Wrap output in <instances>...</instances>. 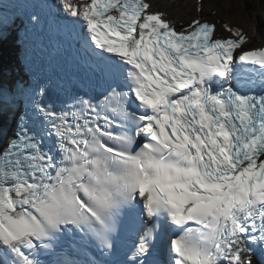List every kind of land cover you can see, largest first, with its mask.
I'll list each match as a JSON object with an SVG mask.
<instances>
[{"label":"snow or ice","instance_id":"6c2138e0","mask_svg":"<svg viewBox=\"0 0 264 264\" xmlns=\"http://www.w3.org/2000/svg\"><path fill=\"white\" fill-rule=\"evenodd\" d=\"M20 4L0 0V43L19 21L21 45L0 78V264H264V46L147 0ZM41 25L85 68L57 97L33 71Z\"/></svg>","mask_w":264,"mask_h":264},{"label":"rangeland","instance_id":"374dc122","mask_svg":"<svg viewBox=\"0 0 264 264\" xmlns=\"http://www.w3.org/2000/svg\"><path fill=\"white\" fill-rule=\"evenodd\" d=\"M210 2L213 3L212 0ZM222 1L220 0V5L225 8L223 5L224 3H221ZM226 4V3H225ZM230 11L238 18H248L252 19L255 23L261 24L262 21H260V17H263L264 14H262L261 10L258 8H255L254 6L247 8L245 3H242L241 0H237L236 5H229ZM226 7V8H228Z\"/></svg>","mask_w":264,"mask_h":264},{"label":"bare ground","instance_id":"6f19581e","mask_svg":"<svg viewBox=\"0 0 264 264\" xmlns=\"http://www.w3.org/2000/svg\"><path fill=\"white\" fill-rule=\"evenodd\" d=\"M25 1L27 2V0H25ZM209 6L214 7L215 6V3L214 2L212 3V2L209 1ZM175 8L178 10V12L181 15V17H183V18H185V17L186 18H190V16L188 15V12L182 7V5L176 4L175 5ZM226 14L228 15V11L226 12L225 10L220 9L219 15L225 16ZM248 24H250V23H248ZM4 83H5V81H4Z\"/></svg>","mask_w":264,"mask_h":264}]
</instances>
